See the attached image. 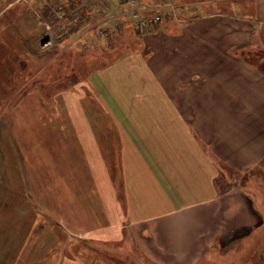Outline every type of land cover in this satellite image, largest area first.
I'll use <instances>...</instances> for the list:
<instances>
[{
  "label": "crops",
  "instance_id": "crops-1",
  "mask_svg": "<svg viewBox=\"0 0 264 264\" xmlns=\"http://www.w3.org/2000/svg\"><path fill=\"white\" fill-rule=\"evenodd\" d=\"M220 1L175 0L147 32L116 13L135 48L62 91V104L59 92L54 113L30 99L38 114L3 135L0 163V186H23L36 211L27 250L45 258L52 248L34 240L53 221L134 264H202L258 225L240 176L264 175V66L248 50L264 37V0Z\"/></svg>",
  "mask_w": 264,
  "mask_h": 264
},
{
  "label": "rangeland",
  "instance_id": "rangeland-1",
  "mask_svg": "<svg viewBox=\"0 0 264 264\" xmlns=\"http://www.w3.org/2000/svg\"><path fill=\"white\" fill-rule=\"evenodd\" d=\"M13 1L0 0V163L3 149L9 147L3 135L9 136L18 121L21 125L17 130L23 131L28 114H38V107L27 105L29 101L42 99L46 110L54 113L52 103L59 92L62 100V91L78 79L135 48V31L122 29L121 23L116 25L122 21L117 14L126 12L125 0H120L118 7L113 0ZM241 3L242 0H221L217 5L224 10L242 8ZM206 4L210 6L209 1ZM144 14H151L150 10ZM256 40L248 50L254 53L253 60L264 66V37ZM229 174L232 172L225 170L220 180L228 182ZM240 184L255 196L263 215L251 234L202 264H264V175L256 170L241 174ZM55 191V187L45 190V198ZM35 213L23 186H0V264H134L125 252L116 255L103 242L62 236L50 226L55 225L53 221L34 240L42 248H52L41 258L46 251L40 247L26 249V231L35 226Z\"/></svg>",
  "mask_w": 264,
  "mask_h": 264
},
{
  "label": "built area",
  "instance_id": "built-area-1",
  "mask_svg": "<svg viewBox=\"0 0 264 264\" xmlns=\"http://www.w3.org/2000/svg\"><path fill=\"white\" fill-rule=\"evenodd\" d=\"M124 4L126 10L133 14L135 24L140 29L149 28L151 23L162 22L166 13L175 15L177 12L176 5L173 3L150 4L146 0H125ZM149 10L151 14H144Z\"/></svg>",
  "mask_w": 264,
  "mask_h": 264
},
{
  "label": "trees",
  "instance_id": "trees-1",
  "mask_svg": "<svg viewBox=\"0 0 264 264\" xmlns=\"http://www.w3.org/2000/svg\"><path fill=\"white\" fill-rule=\"evenodd\" d=\"M168 16V15H167ZM166 16V17H167ZM157 25H153V23H151V25H150V27L149 28H145V29H140V28H137L138 30V32H147V31H151V29L152 28H154V27H156ZM250 62L252 63V64H258V63H256V61L255 60H253V58L250 60Z\"/></svg>",
  "mask_w": 264,
  "mask_h": 264
}]
</instances>
